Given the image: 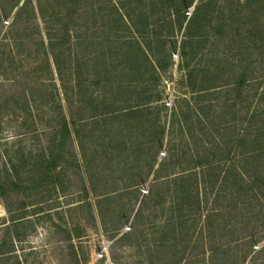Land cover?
Masks as SVG:
<instances>
[{"label": "rangeland", "instance_id": "374dc122", "mask_svg": "<svg viewBox=\"0 0 264 264\" xmlns=\"http://www.w3.org/2000/svg\"><path fill=\"white\" fill-rule=\"evenodd\" d=\"M21 3L0 0V182L10 181L6 168L10 159L19 167L22 179L34 173L32 167L48 145L57 122V100L65 110L69 107L61 88L54 87L53 83L59 81L44 65L40 44V39L46 42L49 32L54 37L63 35L59 17L65 0H29L15 22L14 14ZM119 5L120 0H77L67 18L71 50L78 49L87 58L100 57L113 51L109 49L111 44L135 36L126 26L127 20L119 17ZM193 5L187 7L188 13ZM161 14L149 20L160 21ZM260 21L264 22V17ZM236 28L234 24L227 36L240 38L242 34L238 35ZM180 36L181 32L176 35L177 43ZM222 47L217 43L218 50ZM227 48V68L238 71L240 59L250 54L260 82L249 84L241 99L231 106L224 103L221 88L218 98L211 101V124L202 121L196 126L197 147L190 141L183 146L181 132L172 130L178 150L195 147L202 155L210 147L215 154L211 160L218 170L233 160L240 161L241 146H234L233 138L244 135L249 119L254 117L253 127L264 119V96L258 98L264 89V39L251 41L243 35ZM172 60L168 68L159 71L156 84L166 107L156 109L143 103L148 109L135 118L124 110L136 103L134 95L144 85L120 83L115 70L110 81L94 82L97 76L88 60L84 65V124L80 136L72 134L61 150L65 161L62 168L58 167L57 183L35 190L0 191V264H212L210 245L216 244L219 236L217 232L210 234L206 218L212 211L216 188L206 187L203 164L197 167L194 186L199 205L196 203L194 210L182 209L176 213L180 217L173 216L174 221H182L175 238L166 234L160 239L161 230L168 231L172 215L168 197L171 186H166L162 202L145 206L137 231L133 226L140 197L152 182L151 164L156 166V160L166 154L165 144L157 147L150 141L152 121L155 118L166 123L173 99L187 92L177 51ZM104 107L111 111L104 112ZM135 180L140 181L139 187L133 186ZM261 196L253 199L246 212L251 225L259 223L258 229L264 227ZM221 209L226 211L225 206ZM256 244L258 249L261 241ZM258 264H264V258Z\"/></svg>", "mask_w": 264, "mask_h": 264}, {"label": "trees", "instance_id": "16d2710c", "mask_svg": "<svg viewBox=\"0 0 264 264\" xmlns=\"http://www.w3.org/2000/svg\"><path fill=\"white\" fill-rule=\"evenodd\" d=\"M132 1H135L134 5ZM28 2L29 0H22L20 5L17 4L15 22L21 18ZM75 2L77 0H65L66 7H62L59 18L63 35L54 37L49 32L46 42L40 39L42 60L49 72L56 75L59 82L53 83L54 87L61 88L64 100L69 106L68 110L57 100V122L48 145L41 150L32 167L34 173L22 179L19 167L10 159L6 166L10 181H1L0 191L5 193L7 188L35 190L49 183H57L60 178L58 167L62 168V162L65 161L61 150L72 134L80 136L84 124V65L89 59L91 71L97 76L94 77V82L110 81L115 70L119 74L117 79L120 83H135L136 87L138 84L144 85L134 95L136 103L124 110L130 113V117L135 118L141 116L143 109L148 107H166L163 93L156 88V84L160 79L159 71L171 65L173 53L177 51L179 64L183 69L181 80L187 92L176 95L173 99L166 123H159L155 118L152 121L150 141L157 147L165 144L166 154L156 160V166L151 164L152 182L148 192L141 195L140 203L133 214L134 230L137 231V221L143 215L145 206L152 207L155 203L162 202L166 186H171L168 197L172 203V215L168 220L169 229L161 230L160 239H164L166 234L175 238L178 225L182 221H174L173 216L187 207L194 210L196 203L199 205L198 191L194 186L197 181V167L203 164L206 187L216 188L212 211L206 218L210 234L217 232L219 236L217 243L210 245L212 264L260 263L264 258L259 256L264 255V227L258 229V222L251 225L252 221L247 219L246 212L254 198L264 195V119L258 120L259 125L253 127L252 117L245 127L244 135L233 138L234 146H241L240 161L233 160L223 170H218L216 163L214 166L211 158L215 154L210 147L202 155L194 148L198 142L196 126L202 121H210L211 124V101L218 98L216 94L221 88L224 92V103L231 106L241 99L242 93L249 89V84L260 82L250 54L240 59L237 71L227 68L226 52L227 47L235 44L243 35L251 41L256 38L264 39V22L260 21L264 17V0H120L119 17L127 20L126 26L135 36L122 38L114 45L111 44L109 49L113 51L110 54L89 58L80 54L78 49L72 51L70 47L67 18ZM192 4L193 10L188 13L187 7ZM161 12L163 17L160 21L156 18L149 20L150 16ZM234 24L238 29L237 34H242L238 39L227 36ZM179 32L181 36L177 43L176 35ZM217 43L223 44L222 50L216 48ZM195 58L197 61H194ZM39 67L42 69L41 65ZM263 96L264 89L258 98ZM93 100L91 98L90 103ZM143 103H148V107L143 108ZM93 107L97 109L98 106L93 104ZM110 111V108L104 107V112ZM175 128L181 132L180 141L183 146L190 141L195 146L193 149L182 147L178 150L172 134ZM133 186L139 187L140 181L135 180ZM83 188L85 189L84 185ZM147 199H151L150 204H147ZM224 206L226 211L223 213L221 208ZM260 208L264 209V201ZM258 241H261V246L257 249Z\"/></svg>", "mask_w": 264, "mask_h": 264}]
</instances>
